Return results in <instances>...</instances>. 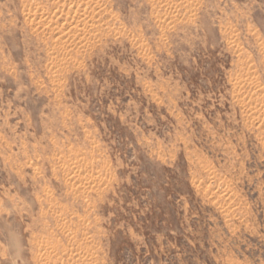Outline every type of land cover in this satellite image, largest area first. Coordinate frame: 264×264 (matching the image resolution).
Here are the masks:
<instances>
[{
	"label": "rangeland",
	"instance_id": "374dc122",
	"mask_svg": "<svg viewBox=\"0 0 264 264\" xmlns=\"http://www.w3.org/2000/svg\"><path fill=\"white\" fill-rule=\"evenodd\" d=\"M50 263L264 264V0H0V264Z\"/></svg>",
	"mask_w": 264,
	"mask_h": 264
},
{
	"label": "bare ground",
	"instance_id": "6f19581e",
	"mask_svg": "<svg viewBox=\"0 0 264 264\" xmlns=\"http://www.w3.org/2000/svg\"><path fill=\"white\" fill-rule=\"evenodd\" d=\"M63 1V0H62ZM71 4H69L70 6ZM75 5V4H74ZM44 12V11H43ZM92 15V14H91ZM85 16V15H84ZM43 18V17H42ZM76 19V18H75ZM74 19V20H75ZM76 23V22H75ZM83 23V22H82ZM71 24V23H70ZM77 24V23H76ZM75 26V25H74ZM78 26V25H77ZM92 26V25H91ZM51 30V29H50ZM242 49V48H241ZM206 166V165H205ZM205 166H201L200 168H203L202 170H204L206 167ZM76 179V178H75ZM74 183V182H73ZM71 184V183H70ZM82 237V236H81ZM86 237V236H85ZM84 238V237H83ZM76 243V242H75ZM92 243V242H91ZM73 251V250H72ZM65 252V251H64ZM52 255V254H51ZM47 257V256H46ZM45 261V260H44ZM51 264V263H50Z\"/></svg>",
	"mask_w": 264,
	"mask_h": 264
}]
</instances>
